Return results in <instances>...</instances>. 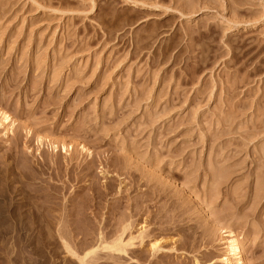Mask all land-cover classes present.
I'll use <instances>...</instances> for the list:
<instances>
[{
  "label": "rangeland",
  "instance_id": "obj_1",
  "mask_svg": "<svg viewBox=\"0 0 264 264\" xmlns=\"http://www.w3.org/2000/svg\"><path fill=\"white\" fill-rule=\"evenodd\" d=\"M0 110L1 247L264 264V0H0Z\"/></svg>",
  "mask_w": 264,
  "mask_h": 264
},
{
  "label": "bare ground",
  "instance_id": "obj_2",
  "mask_svg": "<svg viewBox=\"0 0 264 264\" xmlns=\"http://www.w3.org/2000/svg\"><path fill=\"white\" fill-rule=\"evenodd\" d=\"M2 124L3 125H5V124L7 125V128L5 129L6 132L12 130L13 121H12L11 117L9 116L8 113L0 110V125H2ZM22 221H23V219H22ZM15 224H16V222H15ZM15 227H17V226H15ZM14 231H16V230H14ZM223 232L225 233V236H224L223 241H222L223 245L225 246V254H224L223 258H222L223 263L224 264H234L233 261L238 259L239 260L238 264H245V261H244L243 255H242V243L237 240L238 238L236 237V235L231 230L228 229V230H224ZM120 237H123V236H120ZM120 237H117V239L114 238L115 240L111 241V243H105L106 241L105 242L103 241L104 242L103 244L100 243V244H102V246L101 245L97 246V247H95V246L93 247L92 246V248L89 247V250L85 249L86 251L82 250L83 245L81 246V248H78V249L75 250V248L73 249L69 245L64 243V245H63L64 250L63 251L66 254L68 253L71 256L75 257L74 259H77V260L76 261L74 260V262H77V264H88V263L89 264L90 263L91 264H95V263L97 264L98 262H100V261H98L99 257L96 254L98 249H101L103 251L107 250V251L115 252V253L116 252L119 253V252L127 251L125 249V246H127L126 245L127 243L126 244L123 243L121 241ZM132 238L133 237H130L128 239V241H130ZM131 243L132 242H130V245H131ZM130 245L128 244V246H130ZM132 245H133V243H132ZM86 246H84V247L86 248ZM160 249H161L160 246L156 242H153L150 245V251H152V254H153V252H157ZM56 250H57L56 248L49 247V245L48 246H38L37 245V246H30V247H28L26 245H24V246H22V245H15V246L9 245V246H6V247H1L0 246V264H17L16 255L14 256L15 257L14 258L13 257V253L19 254L18 255L19 256V261H18L19 264H52V259L51 260L49 259L48 253H55L56 254ZM81 250L84 252L82 255H80L82 253ZM59 251H61V250H59ZM79 251H81V253L78 254ZM26 253L29 255L28 257H24L23 254H26ZM9 254H11L13 258L9 257L8 256ZM65 260H68V259H65ZM99 260H100V258H99Z\"/></svg>",
  "mask_w": 264,
  "mask_h": 264
}]
</instances>
